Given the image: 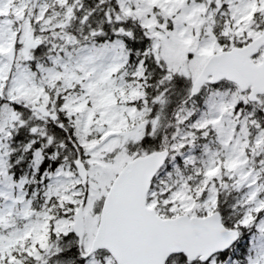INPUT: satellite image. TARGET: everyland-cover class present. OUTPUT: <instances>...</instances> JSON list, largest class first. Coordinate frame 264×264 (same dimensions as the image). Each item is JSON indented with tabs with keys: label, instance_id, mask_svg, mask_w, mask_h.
I'll return each mask as SVG.
<instances>
[{
	"label": "snow or ice",
	"instance_id": "6c2138e0",
	"mask_svg": "<svg viewBox=\"0 0 264 264\" xmlns=\"http://www.w3.org/2000/svg\"><path fill=\"white\" fill-rule=\"evenodd\" d=\"M0 264H264V0H0Z\"/></svg>",
	"mask_w": 264,
	"mask_h": 264
}]
</instances>
